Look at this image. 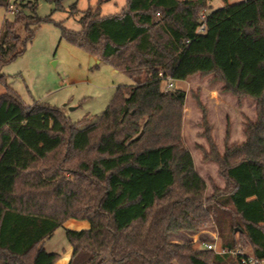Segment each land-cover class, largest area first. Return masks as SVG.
<instances>
[{"label": "trees", "instance_id": "trees-1", "mask_svg": "<svg viewBox=\"0 0 264 264\" xmlns=\"http://www.w3.org/2000/svg\"><path fill=\"white\" fill-rule=\"evenodd\" d=\"M213 1L127 0L117 14L87 8L81 31L62 26L69 42L132 79L117 87L94 120L73 122L61 107L43 102L25 105L11 87L0 95V264H56L61 255L45 249V241L70 219L87 220L90 227L66 229L73 248L68 264H243L242 256L264 258V87H246L240 56L230 77L218 54L230 26L224 32ZM36 9L37 0L24 3L0 26V81L1 68L25 51L42 21L51 20ZM227 9L244 23L245 38L264 39V0ZM202 14L206 30L198 32ZM161 72L178 81L214 75L226 91L257 102V119L246 122L241 143L225 145L222 153L206 131L211 149L204 158L220 166L224 189L206 194L207 182L182 134L187 90H167ZM211 225L222 247L250 251L219 255L204 244L172 239Z\"/></svg>", "mask_w": 264, "mask_h": 264}, {"label": "rangeland", "instance_id": "rangeland-1", "mask_svg": "<svg viewBox=\"0 0 264 264\" xmlns=\"http://www.w3.org/2000/svg\"><path fill=\"white\" fill-rule=\"evenodd\" d=\"M31 1L34 0H9L12 7L0 5V26L8 19L13 20L16 13L22 10L23 4ZM241 1L228 0L225 3L214 0L212 7L218 8L226 25L231 27L232 14L227 8ZM126 2L37 0V15L43 18L50 16L51 20L42 21L25 51L1 68L4 81H0V95L6 93L7 87H11L20 94L25 105L43 102L61 107L73 122L94 120L105 111L117 87L131 84L132 79L127 73L115 70L109 60L99 58L89 50L69 42L63 37L62 26L71 31H81L83 26L80 18L87 8L100 6L102 15L117 14L123 10ZM234 26L240 31L239 24ZM225 38L219 46L218 54L220 59L225 60L230 77L234 79L236 76L240 56L244 63V75H249L246 87L260 91L264 87V68L260 65L264 60V39L256 41L236 34H226ZM175 85L187 90L183 139L192 152L197 171L207 182L206 194L211 195L215 187L224 189L226 181L217 162L204 158V150L211 149L206 131L211 134L216 148L222 153L225 145L241 143L246 138V122L257 119V102L251 96L239 99L233 92L226 91L224 82L214 75L200 73L184 81L176 80ZM203 109L206 111V119L203 118ZM89 227L87 220L70 219L45 241V249L61 255L56 264H68L73 253L66 229L77 231ZM237 238H240L239 234ZM172 239L180 242L192 240L198 246L210 241H217L218 247L221 245L218 229L214 225L198 233H180L172 236ZM236 250L250 251L241 246ZM227 264L234 263L230 260Z\"/></svg>", "mask_w": 264, "mask_h": 264}, {"label": "built area", "instance_id": "built-area-1", "mask_svg": "<svg viewBox=\"0 0 264 264\" xmlns=\"http://www.w3.org/2000/svg\"><path fill=\"white\" fill-rule=\"evenodd\" d=\"M204 18H205V14H202V16H201V25L199 26L198 32H203V31L206 30V24L203 22ZM160 76L162 78H164L165 87H166L167 90H169L170 88H174L176 86L175 85V81L176 80L171 75L165 76L161 72ZM204 245L207 248L214 250L219 255L220 254H224V253H232V254L236 255L237 253L240 252V251H237V250L236 251L228 250V249L222 247L221 245H220V247H218L217 241L204 242ZM241 260H242L243 264H264V258L263 259H258V258L254 257V256H248V257L242 256Z\"/></svg>", "mask_w": 264, "mask_h": 264}, {"label": "crops", "instance_id": "crops-1", "mask_svg": "<svg viewBox=\"0 0 264 264\" xmlns=\"http://www.w3.org/2000/svg\"><path fill=\"white\" fill-rule=\"evenodd\" d=\"M229 11V10H228ZM230 18H231V27H229L230 29H229V31H227V33L229 34V35H231V34H236L238 37H239V35H241L242 37H244L245 38V36H244V34H243V26H244V23L243 22H241V21H236V22H233V19L235 18V16H233V15H230ZM235 20H236V18H235ZM234 20V21H235ZM237 22H239V23H237ZM237 24H239L240 25V31H238V28H237V26H234V25H237ZM237 30V31H236ZM224 32H226V23H225V25H224ZM242 32V34H240ZM250 36H247L246 38H248V39H250L249 38Z\"/></svg>", "mask_w": 264, "mask_h": 264}]
</instances>
